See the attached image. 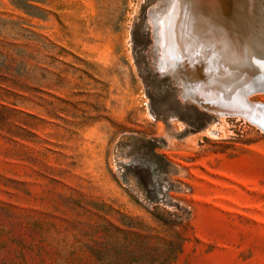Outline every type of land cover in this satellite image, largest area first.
<instances>
[{"label":"rangeland","instance_id":"obj_1","mask_svg":"<svg viewBox=\"0 0 264 264\" xmlns=\"http://www.w3.org/2000/svg\"><path fill=\"white\" fill-rule=\"evenodd\" d=\"M172 2L0 0V264H264V131L181 99Z\"/></svg>","mask_w":264,"mask_h":264},{"label":"bare ground","instance_id":"obj_2","mask_svg":"<svg viewBox=\"0 0 264 264\" xmlns=\"http://www.w3.org/2000/svg\"><path fill=\"white\" fill-rule=\"evenodd\" d=\"M191 1L193 5L191 8L194 7L195 12L193 20L197 21L193 38H201L199 41H205L204 37L208 36L206 43H214L224 47L229 44L233 45V48L228 49L231 56H227V59L230 58L233 62L230 61L226 73L218 74L217 79L212 80L206 90L192 84L186 85L184 81L188 83V73L184 72V75L183 73L181 75L180 72L174 70L178 59H181L180 63L182 62L184 65H191L187 60H182L184 59L183 56L187 55L188 48H190L191 41L188 40L190 33L193 32L192 28V32H189V29L187 31L188 4H191ZM191 1L189 3L188 0H173L167 17L165 16V19L160 22L163 67L170 74L174 83L181 87V99L191 101L203 110L218 117L239 116L259 126L264 125V110H255L254 113L258 115L255 119H252L249 113L242 111L244 108V93L251 82L250 73H253L252 68L250 70L247 64L250 63L249 60L256 67L258 66L257 68H262L261 74L264 73V0H236L234 7L233 0ZM232 11H234L235 19H233ZM253 40L256 41L257 47L254 45ZM253 50L261 52L262 55H259L262 58L248 57ZM188 87H193L192 91H189ZM211 95L218 98L217 107L204 105L206 101H209ZM224 95H226V102L229 105L228 111L222 112L218 109V106L221 105L220 102ZM254 104L261 105V103ZM261 128L264 131V128Z\"/></svg>","mask_w":264,"mask_h":264},{"label":"water","instance_id":"obj_3","mask_svg":"<svg viewBox=\"0 0 264 264\" xmlns=\"http://www.w3.org/2000/svg\"><path fill=\"white\" fill-rule=\"evenodd\" d=\"M189 3L191 0H188ZM236 0H233V7L234 3ZM188 25H187V31L189 29V32L191 31V28L193 29V34L190 33L189 35V40L191 41L190 43V48H188V53L186 56H183L184 59L182 60H187L188 63H191V65H184L182 62L180 63L181 59H178V63L175 67L174 70L176 72H180L181 75L184 72L188 73L189 78H188V83L186 81V85H195L200 89L206 90L208 85H210L211 81L214 79H217L218 74H225L226 70L229 68L230 63L233 62L230 58L227 59V56H231L230 51L228 52V49L231 47L233 48V45L229 44L227 46H220V45H215L214 43H206L207 42V37L205 38V41H199L201 38H193L195 35V24H197V21L193 20V16L195 15L194 12V7L191 8V4H188ZM233 12V19H235L234 11ZM196 17L198 18V15L196 14ZM198 41V43H197ZM254 45H256V41L253 40ZM257 47V45H256ZM257 51V53H255ZM261 52H258V50H253L252 53H249L248 57L254 56L255 59H260L262 58ZM259 55V56H258ZM231 61V62H230ZM250 63H247L249 65V68L253 73H250L251 75V82L247 89L245 90L244 93V99H243V105L244 108L242 111L249 113L250 117L252 119L257 118V113H254L255 110L257 109H262L264 110V104L261 105H256L254 103L249 102V98L252 95L258 94V93H264V73L261 74L262 68H257L250 60ZM243 65V64H242ZM223 78V77H222ZM225 78V77H224ZM176 85V84H175ZM177 86V85H176ZM193 88V87H192ZM191 87H188L187 89L189 91H192ZM181 89V88H180ZM227 94V93H226ZM181 95V91L179 96ZM226 95L223 96V99L221 100L220 104L218 106V109L221 110L222 112L228 111V105L226 102ZM209 101H206L204 105H210V106H215L217 107L218 103V98L213 97L212 95L208 99ZM187 101H184L186 103ZM250 121V120H249ZM260 121V120H259ZM261 125V124H260ZM264 128V125L260 126Z\"/></svg>","mask_w":264,"mask_h":264},{"label":"trees","instance_id":"obj_4","mask_svg":"<svg viewBox=\"0 0 264 264\" xmlns=\"http://www.w3.org/2000/svg\"><path fill=\"white\" fill-rule=\"evenodd\" d=\"M183 242L184 241H182L181 244L179 245V249H178L179 252H181V250L183 249ZM160 264H166V262L165 261H162Z\"/></svg>","mask_w":264,"mask_h":264}]
</instances>
